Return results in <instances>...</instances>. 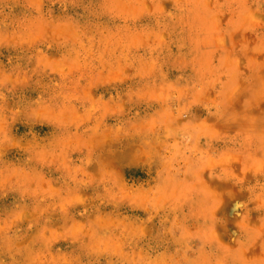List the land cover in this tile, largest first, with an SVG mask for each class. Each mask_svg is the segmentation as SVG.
Instances as JSON below:
<instances>
[{"label":"rangeland","instance_id":"rangeland-1","mask_svg":"<svg viewBox=\"0 0 264 264\" xmlns=\"http://www.w3.org/2000/svg\"><path fill=\"white\" fill-rule=\"evenodd\" d=\"M221 263L264 264V0H0V264Z\"/></svg>","mask_w":264,"mask_h":264},{"label":"bare ground","instance_id":"bare-ground-1","mask_svg":"<svg viewBox=\"0 0 264 264\" xmlns=\"http://www.w3.org/2000/svg\"><path fill=\"white\" fill-rule=\"evenodd\" d=\"M235 86V85H234ZM237 86V85H236ZM166 105V104H165ZM234 167V166H233ZM235 168V167H234ZM222 264V263H221Z\"/></svg>","mask_w":264,"mask_h":264}]
</instances>
